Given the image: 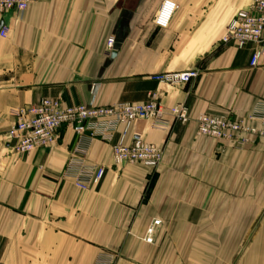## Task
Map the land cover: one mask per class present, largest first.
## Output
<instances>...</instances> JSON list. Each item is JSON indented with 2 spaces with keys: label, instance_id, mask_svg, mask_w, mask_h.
<instances>
[{
  "label": "crops",
  "instance_id": "0c3cea01",
  "mask_svg": "<svg viewBox=\"0 0 264 264\" xmlns=\"http://www.w3.org/2000/svg\"><path fill=\"white\" fill-rule=\"evenodd\" d=\"M163 1L40 0L0 15V264H95L107 254L112 264H264V127L247 120L264 102V51L251 67L255 46L222 42L251 0H170L177 9L161 29L153 19ZM190 69L199 76L183 86L152 79ZM150 92L164 108L187 107L191 121L169 131L136 121L111 142L64 129L52 148L22 156L5 138L12 113L42 98L105 106ZM200 114L243 120L263 136L241 148L198 136ZM122 134L124 145L162 148L160 166L116 164ZM80 150L83 165L104 170L87 190L66 173Z\"/></svg>",
  "mask_w": 264,
  "mask_h": 264
},
{
  "label": "built area",
  "instance_id": "2783aa9c",
  "mask_svg": "<svg viewBox=\"0 0 264 264\" xmlns=\"http://www.w3.org/2000/svg\"><path fill=\"white\" fill-rule=\"evenodd\" d=\"M40 0H0V15L9 11L22 14L29 5ZM177 9L174 2L164 0L154 16L156 27L164 29L168 26L173 13ZM7 28L0 29V36L6 37ZM225 44H233L237 49L247 45L255 46L250 66L257 65L264 51V0H251L248 8L238 11L230 20L226 35L222 40ZM114 50V39L106 42V54ZM199 71L195 69L183 72L157 74L152 79L158 85L169 87L183 86L198 78ZM166 112L171 120L165 119ZM14 117L11 129L5 138L16 156H22L36 149L52 148L60 138L64 129L71 130L78 136L98 138L111 142L119 127L127 129L136 121H146L154 129L169 131L173 124L186 125L191 121L189 110L184 105L164 108L157 92L147 94V100L142 103H117L113 105H72L65 106L58 98H42L37 103L23 106L12 113ZM258 121L264 127V102H260L253 114L247 119ZM243 120L225 116L200 114L196 117V134L219 142H228L234 148L252 144L263 136V130L251 126ZM120 140L112 145L113 159L116 164H140L151 171L156 170L163 160V149L147 144L141 139H134L131 144ZM79 151L67 165L66 173L76 180V186L87 190L97 186L104 176L102 168L93 169L83 165ZM160 221L154 220L145 229L143 241L153 244ZM111 255L101 256L95 264H112Z\"/></svg>",
  "mask_w": 264,
  "mask_h": 264
},
{
  "label": "rangeland",
  "instance_id": "374dc122",
  "mask_svg": "<svg viewBox=\"0 0 264 264\" xmlns=\"http://www.w3.org/2000/svg\"><path fill=\"white\" fill-rule=\"evenodd\" d=\"M7 133V132H6ZM6 135V134H5ZM12 153L14 154V152L12 151ZM15 155V154H14ZM151 184V183H150ZM150 184H149V187H148V189L146 190V195H147V193H148V191H149V189H150ZM249 245V243L248 242H246V243H244V250L246 249V246H248ZM189 262H192V260H189ZM193 263L194 264H201L202 263V260H200V259H195V260H193ZM163 264H170V260H163ZM183 264V263H182Z\"/></svg>",
  "mask_w": 264,
  "mask_h": 264
},
{
  "label": "water",
  "instance_id": "95a60500",
  "mask_svg": "<svg viewBox=\"0 0 264 264\" xmlns=\"http://www.w3.org/2000/svg\"><path fill=\"white\" fill-rule=\"evenodd\" d=\"M113 56H114V54H113Z\"/></svg>",
  "mask_w": 264,
  "mask_h": 264
}]
</instances>
